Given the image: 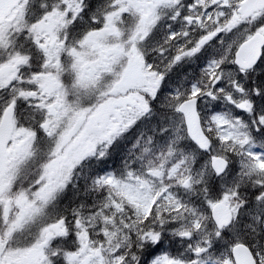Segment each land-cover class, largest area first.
Returning <instances> with one entry per match:
<instances>
[{
  "label": "snow or ice",
  "instance_id": "6c2138e0",
  "mask_svg": "<svg viewBox=\"0 0 264 264\" xmlns=\"http://www.w3.org/2000/svg\"><path fill=\"white\" fill-rule=\"evenodd\" d=\"M0 264H264V0H0Z\"/></svg>",
  "mask_w": 264,
  "mask_h": 264
}]
</instances>
